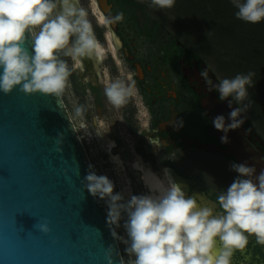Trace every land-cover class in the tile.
Wrapping results in <instances>:
<instances>
[{
    "label": "clouds",
    "instance_id": "clouds-1",
    "mask_svg": "<svg viewBox=\"0 0 264 264\" xmlns=\"http://www.w3.org/2000/svg\"><path fill=\"white\" fill-rule=\"evenodd\" d=\"M175 2L151 0L159 9L172 8ZM232 4L237 19L249 24L264 22V0H232ZM121 20L123 13L110 22ZM29 34L31 52L25 46ZM102 51L79 0H0V91L4 94L10 95L20 86L27 95H59L72 71L61 57L70 58L76 68L82 58H99ZM254 75L237 74L215 85L219 99L229 102L231 109L227 120L222 115L213 119L215 129L225 133L223 143L229 142V132L245 123L242 113L247 106L241 108L239 103L248 97ZM131 94L132 87L119 79L105 87L108 102L116 108ZM113 147L111 142L109 150ZM112 159L122 163L118 156ZM133 167L143 173L141 178L148 189L145 194L129 191L126 197L117 193L114 182L98 175L93 166L83 181L93 197L105 201L111 234L125 245L128 259L121 256L120 264H230L234 250L244 249L249 235L264 244V171L257 175L254 167L233 163L230 167L237 176L218 195L217 210L202 205L196 196L186 195L170 169H163V175L158 176L139 162ZM122 220L126 237L117 231ZM34 227L44 234L51 231L46 223ZM110 251L114 247L110 246ZM109 264H113L112 255Z\"/></svg>",
    "mask_w": 264,
    "mask_h": 264
},
{
    "label": "flooded vegetation",
    "instance_id": "flooded-vegetation-1",
    "mask_svg": "<svg viewBox=\"0 0 264 264\" xmlns=\"http://www.w3.org/2000/svg\"><path fill=\"white\" fill-rule=\"evenodd\" d=\"M104 1L107 4H100L98 0H93L92 4L95 9L92 28L104 53L99 58H82L79 71L72 73L75 84L81 87L82 100L87 99L88 104L91 102L97 116L107 119L106 129L111 136L105 147H100L101 153L118 156L122 162L118 169L132 173L135 182H140L133 181L138 190L142 188L148 192L141 178L143 173L133 167L135 163L139 162L153 173L161 171L162 175L163 169L167 168L176 183V178L188 183V190L183 188L186 195L196 196L202 205L204 201L214 204L219 210L217 197L226 189L218 191L220 189L193 177L186 164L187 156L198 152L221 156L231 164L237 163L234 155L227 154L230 149L219 139L213 126L216 116L228 114L231 109L229 102L221 101L219 95L215 97L214 78L212 71L207 69L210 66L198 55H192L194 51L171 28L180 26L171 22L167 15L165 18L153 17L148 4L135 8L123 5L120 0ZM119 13H123V20L110 22ZM99 15L106 21L102 22ZM177 32H180L178 28ZM109 40L115 52H105L103 45L109 47ZM118 48L123 55L118 53ZM117 79L132 87V94L119 108L111 105L105 96L106 85ZM61 96L90 158L87 141L79 132L63 93ZM94 122L95 119L93 125ZM243 126L247 130L246 139L249 140V134L252 138L245 139V143L263 158V138L259 136L263 145L255 143L251 122ZM239 129V138L243 139L245 133ZM111 142L115 147L109 150ZM199 144L226 152L208 151ZM90 161L95 169L91 158ZM250 257L253 262L248 261ZM230 264H264V244H260L255 235H249L245 248L234 250Z\"/></svg>",
    "mask_w": 264,
    "mask_h": 264
},
{
    "label": "water",
    "instance_id": "water-1",
    "mask_svg": "<svg viewBox=\"0 0 264 264\" xmlns=\"http://www.w3.org/2000/svg\"><path fill=\"white\" fill-rule=\"evenodd\" d=\"M25 46L32 51L30 34ZM224 144L237 163L264 171V156L249 159ZM90 166L61 94L27 95L20 86L10 95L0 91V264H109L110 255L120 264L107 205L83 184ZM42 223L49 234L34 227Z\"/></svg>",
    "mask_w": 264,
    "mask_h": 264
},
{
    "label": "trees",
    "instance_id": "trees-1",
    "mask_svg": "<svg viewBox=\"0 0 264 264\" xmlns=\"http://www.w3.org/2000/svg\"><path fill=\"white\" fill-rule=\"evenodd\" d=\"M120 3L140 8L151 0ZM163 10L169 12L168 19L183 25L185 38L194 45L192 55L216 64L226 76L255 73L245 101L253 110L251 125L264 137V22L249 24L237 19L232 0H176L174 7Z\"/></svg>",
    "mask_w": 264,
    "mask_h": 264
},
{
    "label": "rangeland",
    "instance_id": "rangeland-1",
    "mask_svg": "<svg viewBox=\"0 0 264 264\" xmlns=\"http://www.w3.org/2000/svg\"><path fill=\"white\" fill-rule=\"evenodd\" d=\"M92 4H93V0H91V2L88 0H79V6L84 8L88 12V19L91 25H93V20H95V18L93 17V13H95L94 12L95 9ZM148 6L150 7L149 9L153 17L156 15L158 18H165L164 16L168 15L169 13L168 11L153 6L151 3H148ZM178 25L180 27L176 26L171 28L176 32L177 36L180 37L186 43L187 46H189L190 48H194L192 40H188L187 37L185 38V29L182 28L183 25L181 24ZM177 28L180 32H177ZM108 31H109V36L111 37L112 32L110 29ZM109 43H110L109 47L103 45L106 48L105 52L106 50L107 51L111 50L112 52H115L116 50L111 45L112 42L110 40ZM118 53L120 55H123L122 50H120L119 48H118ZM202 56L208 57V55H202ZM61 58L65 59L69 65V68L72 69L71 75L67 81V85L62 93L68 104L73 120L75 121L79 129V132L85 138L84 140L87 141L85 142L87 145V149L90 153V158L95 166L96 173L98 175L107 176L111 181L114 182L115 191L117 193L123 192L126 197L129 191L135 195H141L147 193L142 188H139V190L135 188V186L133 185V181L135 182V178L133 177L131 172L118 169V164L114 162L112 159V157L114 156L112 153H110L109 155H103L101 153L100 147H105L104 145H106L107 138L111 136V132L107 131L106 129L108 126L107 119L103 117H98L96 113V108L93 105H91V102L88 104L87 99L82 100L81 87L80 85H76L72 78V73L74 72L77 74V72L79 71L78 70L79 67L73 68V62L70 58L63 56ZM209 66L210 67H208L207 69L212 71L215 85L224 78H229V79L233 78V76H230L229 74H227L226 76L222 71H219L216 64H210ZM217 95H219L218 92L215 93V97ZM229 100H231V98H229ZM233 106L238 107V105L235 104H233ZM239 106L241 108H245V106H247L245 111L242 113V116L246 122L251 121L253 119L252 117L253 110L251 109L250 111V105L246 103V101L244 100L239 103ZM93 119H95L94 125H93ZM101 122H106V124L103 126ZM253 127L254 129H252V132L255 135L254 140L257 142L260 136L263 138V142H264V137L262 136L261 131L258 129V127H255V125ZM239 130L245 133L242 134V138H243L242 140L246 142L245 139L247 138L248 135L246 134L245 127L242 126ZM250 139L252 138L249 137V140ZM258 144L263 145L261 143ZM188 160H190V162H188ZM186 164L188 165L189 174H191L195 178L197 177L201 180H204V182L213 185L217 189H220L218 191H221L222 189H227V187L236 178V173L233 172L230 167L232 164L226 161L221 156H215L204 152H198L196 155L194 154L188 155ZM115 167L117 168V170H115ZM158 172L159 173H155V172L154 173L157 174L158 176H162V172L161 171ZM135 183L139 184L140 182L137 181ZM117 231L121 236L126 237V233L123 228V220L121 221V227L117 229ZM120 244H121L122 252L125 255V259L127 261L128 257L124 253L125 245L122 243ZM248 261L253 262L254 259L250 257Z\"/></svg>",
    "mask_w": 264,
    "mask_h": 264
},
{
    "label": "bare ground",
    "instance_id": "bare-ground-1",
    "mask_svg": "<svg viewBox=\"0 0 264 264\" xmlns=\"http://www.w3.org/2000/svg\"><path fill=\"white\" fill-rule=\"evenodd\" d=\"M96 10L99 11L97 8H96ZM99 17H100L102 22L106 21V19L102 15H99ZM102 50H103V48H102ZM103 53H104V50L102 51V55H103ZM228 114L227 113H222L221 115L224 116L226 118V120H227L228 119ZM218 132H219V135L221 137L224 136V134H225V133L220 132V131H218ZM227 135H228V141H229L228 143L230 144V146L232 148H234V150L236 152H238L241 155L247 156V158H249V159H250V155H255L256 156V154L254 152H252L250 150V148H248L249 144H247V143L244 144L245 142L242 139L239 138V133H238L237 130L231 131ZM256 159L258 160L259 158H256ZM259 173H260L259 171H256L257 175ZM176 181L178 182L179 185L182 186V188H184L186 191L188 190V183L186 181H184L183 179H177V178H176ZM203 205H206L208 207H213V208L215 207L214 204H210L209 202H206V201H204ZM220 249H221V246L218 245L217 246V250H216L217 256L219 255Z\"/></svg>",
    "mask_w": 264,
    "mask_h": 264
}]
</instances>
